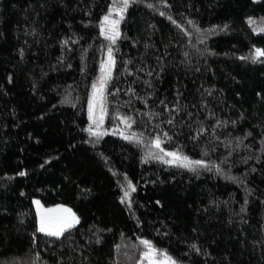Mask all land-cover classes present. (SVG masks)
<instances>
[{
  "label": "trees",
  "instance_id": "1",
  "mask_svg": "<svg viewBox=\"0 0 264 264\" xmlns=\"http://www.w3.org/2000/svg\"><path fill=\"white\" fill-rule=\"evenodd\" d=\"M109 50L100 128L129 136L89 118ZM258 50L264 0H0V264H264Z\"/></svg>",
  "mask_w": 264,
  "mask_h": 264
},
{
  "label": "rangeland",
  "instance_id": "2",
  "mask_svg": "<svg viewBox=\"0 0 264 264\" xmlns=\"http://www.w3.org/2000/svg\"><path fill=\"white\" fill-rule=\"evenodd\" d=\"M109 26L111 28L113 26V22L112 23L110 22ZM108 58H109V53L102 65V75L99 77L97 86L94 88L92 93L89 118L92 124L93 125L95 124L97 126L95 131L129 136L127 135V133H125L122 130H118V129L102 130L100 128L105 112L103 102L105 103V96H104L105 79L107 78V74L109 73V68H110V63ZM168 156L172 160H179L176 158L178 155L176 156L168 155ZM33 203L38 220V229H40L41 227L42 220L45 222L48 230L50 231L57 230L58 228L57 221L59 220H67L69 223L72 224V227L79 224L80 222V217L76 213V211L72 207L66 204L59 203L54 205H45L40 198H34ZM73 216L75 217V220H73ZM67 229L69 228H65V230ZM140 264H178V263L167 256L159 257L156 250H154L153 248H149V250L145 254L144 260Z\"/></svg>",
  "mask_w": 264,
  "mask_h": 264
},
{
  "label": "snow or ice",
  "instance_id": "3",
  "mask_svg": "<svg viewBox=\"0 0 264 264\" xmlns=\"http://www.w3.org/2000/svg\"><path fill=\"white\" fill-rule=\"evenodd\" d=\"M122 2H123V4H124L125 6H127V4H128V0H122ZM104 19H105V21H107V20H108V16H105ZM189 23H191V21H190ZM258 54H259V55H264V52H259V50H258ZM110 56H111V50H109V57H110ZM101 86H103V85H101ZM94 87H95V85H94ZM157 147H159V143H158V142H157ZM169 155L176 156L175 153H169ZM176 158H177V159H180V157H178V156H177ZM183 159H184L185 161L188 160L187 157H183ZM188 163H194V164H196V165H200L202 162H201V161H189ZM185 166H187V165H185ZM21 175H23V173H21ZM125 195H127V193H126ZM73 220H75V217H74V216H73ZM76 222H78V221H76ZM57 224H58V228H57V230H55V231H50V230H48V228H47L45 222L42 220V222H41V227H40L39 230H40L41 232H47L48 235H52V236H57V237H59L60 235H62V233L64 232L65 228H70V227H72V224L69 223L67 220H59V221H57ZM143 243L148 244L147 241H144Z\"/></svg>",
  "mask_w": 264,
  "mask_h": 264
}]
</instances>
